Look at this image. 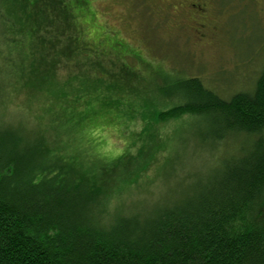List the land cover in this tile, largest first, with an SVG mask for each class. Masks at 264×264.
Returning <instances> with one entry per match:
<instances>
[{
	"label": "trees",
	"instance_id": "1",
	"mask_svg": "<svg viewBox=\"0 0 264 264\" xmlns=\"http://www.w3.org/2000/svg\"><path fill=\"white\" fill-rule=\"evenodd\" d=\"M87 5L0 0V91L28 71L55 77L60 65H84L97 72L98 62L80 55L91 43L75 39L91 16ZM180 92L171 99L181 102L159 119L193 113L207 127L200 150L236 147L195 173L178 197L163 204L161 197L154 212L122 216L118 207L107 222L93 214L100 187L87 181L91 170L83 174L48 149L36 128L27 143L11 127L0 129V264H264V67L251 92L228 100L196 78ZM64 94L57 91L55 110Z\"/></svg>",
	"mask_w": 264,
	"mask_h": 264
},
{
	"label": "rangeland",
	"instance_id": "2",
	"mask_svg": "<svg viewBox=\"0 0 264 264\" xmlns=\"http://www.w3.org/2000/svg\"><path fill=\"white\" fill-rule=\"evenodd\" d=\"M86 2L91 16L75 39L91 43L80 55L97 61V72L60 65L55 77L24 73L0 91V129L11 127L27 143L36 128L48 149L83 174L91 170L95 180L87 181L100 187L93 214L107 222L118 207L128 216L161 197V204L171 201L195 173L234 150L232 141L209 154L200 150L202 117L158 115L181 102L171 96L189 78L224 100L253 90L264 67V0H215L203 40L186 13L166 17L160 0ZM57 91L65 97L55 110Z\"/></svg>",
	"mask_w": 264,
	"mask_h": 264
},
{
	"label": "flooded vegetation",
	"instance_id": "3",
	"mask_svg": "<svg viewBox=\"0 0 264 264\" xmlns=\"http://www.w3.org/2000/svg\"><path fill=\"white\" fill-rule=\"evenodd\" d=\"M166 17H174L182 12L192 20L196 27L198 40L206 39L209 26V7L215 0H160ZM175 13V14H174Z\"/></svg>",
	"mask_w": 264,
	"mask_h": 264
}]
</instances>
